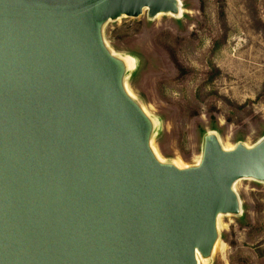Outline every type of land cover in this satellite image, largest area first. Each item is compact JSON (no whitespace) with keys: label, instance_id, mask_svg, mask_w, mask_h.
Wrapping results in <instances>:
<instances>
[{"label":"water","instance_id":"obj_1","mask_svg":"<svg viewBox=\"0 0 264 264\" xmlns=\"http://www.w3.org/2000/svg\"><path fill=\"white\" fill-rule=\"evenodd\" d=\"M181 16L180 0H0V264H200L240 179L264 183V137L162 159L104 27Z\"/></svg>","mask_w":264,"mask_h":264},{"label":"rangeland","instance_id":"obj_2","mask_svg":"<svg viewBox=\"0 0 264 264\" xmlns=\"http://www.w3.org/2000/svg\"><path fill=\"white\" fill-rule=\"evenodd\" d=\"M180 1L179 17L145 10L108 22L104 36L132 61L127 88L158 122L157 154L193 165L208 132L227 148L264 137V0ZM235 190L242 213L220 216L222 246L200 264H264V183Z\"/></svg>","mask_w":264,"mask_h":264},{"label":"bare ground","instance_id":"obj_3","mask_svg":"<svg viewBox=\"0 0 264 264\" xmlns=\"http://www.w3.org/2000/svg\"><path fill=\"white\" fill-rule=\"evenodd\" d=\"M200 157H201V156H200ZM200 157H199V158L197 157V158H198V161L200 160ZM197 158H196V159H197ZM176 163H178L179 165L185 166V165H183V164H181V163H179V162H177V161H176ZM219 220H220V218H219ZM219 220H218V222H219ZM219 245L222 246V243L220 242V240L217 242L216 246H219ZM218 248H219V247H218Z\"/></svg>","mask_w":264,"mask_h":264}]
</instances>
